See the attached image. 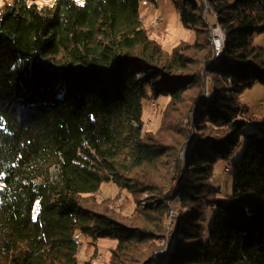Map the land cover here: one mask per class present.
Masks as SVG:
<instances>
[{"label": "trees", "instance_id": "16d2710c", "mask_svg": "<svg viewBox=\"0 0 264 264\" xmlns=\"http://www.w3.org/2000/svg\"><path fill=\"white\" fill-rule=\"evenodd\" d=\"M36 1L0 8V264H77L76 232L116 240L109 264H264V119L245 132L253 121L239 102L264 86L252 42L264 0H169L198 38L170 52L143 27L141 0H55L38 34ZM205 10L224 36L217 57ZM160 98L184 106L176 141L167 113L159 132L144 131V102ZM242 139L222 200L214 165ZM104 183L146 198L119 220L94 208Z\"/></svg>", "mask_w": 264, "mask_h": 264}, {"label": "rangeland", "instance_id": "374dc122", "mask_svg": "<svg viewBox=\"0 0 264 264\" xmlns=\"http://www.w3.org/2000/svg\"><path fill=\"white\" fill-rule=\"evenodd\" d=\"M75 1L78 5H83L85 2V0ZM54 3L52 0H37L34 5L28 4L31 25L37 34L39 33L40 10L42 8L52 7ZM139 12L143 21V27L149 34L150 38L156 40L167 52H170L182 42L193 44L198 39L193 31L185 28L181 24L175 6L169 0H141L139 4ZM203 17L206 21L210 22L211 26L209 27V35L214 46V56L217 57V46L218 43L221 45V40L223 39L222 32L217 24H214L211 15L209 13L207 14L206 10L203 13ZM200 39L204 41L203 35H200ZM252 42L254 46L264 49V33L255 34ZM204 84L208 88L211 87L212 82L209 76L204 79ZM207 91L208 90H205V95H207ZM190 94H193V92ZM263 99L264 86L260 84H254L239 96L240 104L245 106L248 111V117L253 121L245 127V132L259 133V123L264 119ZM167 104L168 100L164 98L144 102L146 109L144 114V131L152 134L159 132L167 113L171 118L168 119L169 124H164L167 126L164 135L170 141H176L177 137L173 136L171 131L173 127L171 119H180L182 111H185V109L184 106H179L176 110H174L175 108L173 110L168 109ZM185 124L187 123L185 122ZM175 131L176 133H179L178 129ZM189 147L190 146L185 145L182 146L180 150L181 160L184 159ZM243 148L244 141L242 139L230 160L227 161L220 159L216 161L214 165L212 187L219 192L216 194V197H220L222 200L228 199L233 193L234 178L231 172V164L241 155ZM94 197L93 202L96 210L108 212L113 217L122 220L125 217H131L135 206V200L139 198L143 201L146 198V194L133 196L126 191L118 189L111 183H104ZM210 224L211 217H208L205 223L206 230H208ZM75 239L80 247L77 255V264H84V262L89 259H92L96 264H109L110 250L117 245L116 240L109 238L93 242L90 237L84 236L80 232H76ZM159 252L164 251H157L158 254Z\"/></svg>", "mask_w": 264, "mask_h": 264}, {"label": "bare ground", "instance_id": "6f19581e", "mask_svg": "<svg viewBox=\"0 0 264 264\" xmlns=\"http://www.w3.org/2000/svg\"><path fill=\"white\" fill-rule=\"evenodd\" d=\"M222 34V33H221ZM223 38V39H222ZM222 40H221V45H219L218 43V46H217V51H216V56H220L221 52H222V48H223V44H224V36L222 34ZM159 254L163 255V252H159Z\"/></svg>", "mask_w": 264, "mask_h": 264}, {"label": "clouds", "instance_id": "9594fccd", "mask_svg": "<svg viewBox=\"0 0 264 264\" xmlns=\"http://www.w3.org/2000/svg\"><path fill=\"white\" fill-rule=\"evenodd\" d=\"M4 2H5V0H0V7L3 6ZM7 2H8L9 4H11V0H7ZM52 2L54 3V0H52Z\"/></svg>", "mask_w": 264, "mask_h": 264}, {"label": "water", "instance_id": "95a60500", "mask_svg": "<svg viewBox=\"0 0 264 264\" xmlns=\"http://www.w3.org/2000/svg\"><path fill=\"white\" fill-rule=\"evenodd\" d=\"M217 26H218V24H217Z\"/></svg>", "mask_w": 264, "mask_h": 264}]
</instances>
